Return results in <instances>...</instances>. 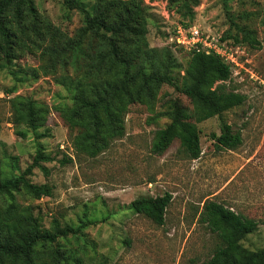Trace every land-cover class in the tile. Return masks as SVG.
Returning a JSON list of instances; mask_svg holds the SVG:
<instances>
[{
    "label": "rangeland",
    "instance_id": "rangeland-1",
    "mask_svg": "<svg viewBox=\"0 0 264 264\" xmlns=\"http://www.w3.org/2000/svg\"><path fill=\"white\" fill-rule=\"evenodd\" d=\"M143 1L149 11L148 43L170 49L166 57L180 85L190 54L169 39L177 24H196L215 37L230 34L242 40L246 33L253 34L261 45L235 43L246 53L237 55L241 67L229 64L231 77L224 82L245 94L246 100L222 118L216 115L198 123L202 145L198 158H189L179 140L156 154L155 132L178 110L193 121L194 103L171 82L140 81L133 88L125 135L95 157L77 154L58 108L73 104L63 78L81 71L70 61L65 65L59 46L62 38L77 36L83 16L64 0H35L50 28L42 22L40 34L17 30L12 61L4 65L0 59V162L3 179H11L32 164L40 148L50 159L35 166L28 177L47 184L51 195L35 198L21 187L0 194V210L6 212L15 202L11 216L32 213L49 230L55 224L79 228L54 243L65 259H57L49 244L40 246L37 260L43 264H205L220 243L218 234L200 220L209 200L258 222L257 229L240 240L244 252L264 247V0ZM2 48L0 41V58ZM12 100H31L42 107L44 122L28 126L25 111L14 116ZM222 120L242 134L236 149L214 146L212 136L220 133ZM66 155L73 161L65 162ZM165 193L172 199L163 224L134 207L143 196Z\"/></svg>",
    "mask_w": 264,
    "mask_h": 264
},
{
    "label": "trees",
    "instance_id": "trees-1",
    "mask_svg": "<svg viewBox=\"0 0 264 264\" xmlns=\"http://www.w3.org/2000/svg\"><path fill=\"white\" fill-rule=\"evenodd\" d=\"M64 2L83 16V25L77 36L62 38L59 46L64 53L65 65L70 61L81 71L75 77L63 78L62 82L73 93V104L58 108L77 154L95 157L108 149L114 139L125 135L133 88L140 81L148 85L153 81L171 82L189 95L194 103L193 121L184 119L178 110L169 123L155 132L152 151L156 154H163L175 140H179L181 149L189 158H198L202 153L198 123L216 115L222 118L225 111L245 102V94L227 88L224 83L231 77V68L216 53L188 51L190 57L185 67V79L180 85L171 73V59L169 61L166 57L170 49L154 48L148 43L149 11L143 0ZM42 22L46 23L47 29L50 28V22L42 19L35 0H0V41L3 44L0 59L5 61L4 65L12 61L17 30L25 35L31 31L40 34ZM220 39L229 44L248 41L252 47L261 45L250 33H246L242 40L230 34L220 36ZM61 51H58L60 55ZM12 106L14 116L20 110L25 111L27 118L24 120L30 127H36L45 120L42 107L31 100L24 103L12 100ZM212 137L217 150L236 149L243 142L241 132L224 120L220 133H213ZM49 159L50 156L39 148L32 164L17 176L5 180L0 162V194H11L24 187L35 198L51 195L47 184L33 183L28 177L35 166ZM64 161L73 160L66 155ZM171 199L170 193L147 195L135 202L134 207L143 210L144 215L155 223L163 224ZM16 206L12 202L6 212L0 210V264H43L37 257L39 247L44 244L53 247L52 253L57 259H65L54 243L59 237L79 231V228L55 224L52 229H45L32 213L22 218L11 216ZM200 220L206 222L220 238L214 256L205 264H264V247L246 253L240 245V240L257 229L255 219L209 200L203 206Z\"/></svg>",
    "mask_w": 264,
    "mask_h": 264
},
{
    "label": "built area",
    "instance_id": "built-area-1",
    "mask_svg": "<svg viewBox=\"0 0 264 264\" xmlns=\"http://www.w3.org/2000/svg\"><path fill=\"white\" fill-rule=\"evenodd\" d=\"M169 39L172 44L187 51L216 53L226 62L238 68L241 67L237 66L240 65L237 59L238 53H246L241 44H229L227 41H222L220 37L204 34L196 24H177L170 33Z\"/></svg>",
    "mask_w": 264,
    "mask_h": 264
}]
</instances>
